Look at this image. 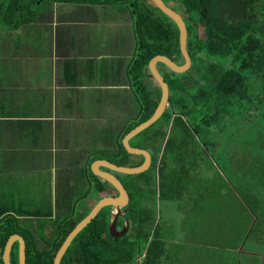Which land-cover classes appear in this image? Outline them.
Returning a JSON list of instances; mask_svg holds the SVG:
<instances>
[{"label": "crops", "instance_id": "crops-1", "mask_svg": "<svg viewBox=\"0 0 264 264\" xmlns=\"http://www.w3.org/2000/svg\"><path fill=\"white\" fill-rule=\"evenodd\" d=\"M73 9L74 6L64 9L66 19L49 21L43 18L21 30H7L6 27L0 30V45L5 51L0 64V229L6 225L3 218L11 214H16L22 224L30 221V225L37 213L49 217L62 215L58 216L59 221L75 210L87 215L100 199L117 194L114 188L109 194L90 191L87 164L95 153L116 151L121 130L140 111L127 68L136 47L132 20L130 17L126 20L131 30H93L97 21L89 22V16L83 20L81 13L72 15ZM107 9L98 11L97 20ZM74 16L82 21L74 20ZM101 31L103 36H97ZM30 34L33 40H29ZM47 34L49 38L46 39ZM99 39L101 45L105 44L100 49L101 52L106 49V59L100 60L93 55ZM253 95L255 92L240 91L230 102L233 106L241 105L239 101L243 98L250 101ZM260 95L261 103L250 101L245 111L231 110L227 118L234 120L230 125L228 122L224 127L214 122L208 125L206 120H199L196 142L188 146L182 144V159L172 157L168 165L171 169L182 164V197L162 199L158 196L159 199L176 201L179 211H188L187 218L194 209L202 208L201 201L231 204L238 193L251 196L246 186L236 187L232 179L244 182L257 175L264 180V130L254 128L260 127L258 121L264 120V93ZM235 99L238 101L233 102ZM226 125L231 126V134L224 140ZM101 141L116 150L105 149ZM143 150L150 153L152 162V150ZM221 172L229 176L223 177ZM216 184L221 186L216 187ZM26 190L28 193L35 191L42 211L25 207ZM89 197L94 199L90 202L92 206L86 205ZM249 199L246 205L253 215L264 212V204L253 208ZM232 205L234 207H227L207 225L211 230L204 244L196 236L197 230L194 232L196 242L207 245L194 249L187 248L185 239H178H191L192 232L182 225L179 227L182 233L175 226L177 233L173 236L161 221V208L165 206L160 202L150 204L153 220L154 210H159L150 240L158 232L155 237L165 244L160 261L157 259L150 264H235L238 245L248 238L255 219L248 212L238 210V204ZM166 206L169 208L168 204ZM203 214L198 216L199 220ZM167 217L171 220L170 213ZM128 225L127 232L130 221ZM125 226L127 220L122 230ZM130 240L135 242L139 238L132 235ZM184 244L183 252L174 251ZM144 258V254L137 258L139 264ZM243 259L240 258V263ZM256 264H264V252Z\"/></svg>", "mask_w": 264, "mask_h": 264}, {"label": "trees", "instance_id": "trees-1", "mask_svg": "<svg viewBox=\"0 0 264 264\" xmlns=\"http://www.w3.org/2000/svg\"><path fill=\"white\" fill-rule=\"evenodd\" d=\"M163 1L167 5L175 3L170 6L177 11L182 9L189 14L192 23H195L189 27V51L193 59V67L188 73L179 74L160 65L165 70L161 73L171 87L169 106L157 121L131 141L132 147L152 150L151 165L140 175L121 177L116 174L130 195V202L125 206L126 213L118 220V230L124 227L128 219L131 223L130 231L121 237H114L109 229L111 206L108 210L103 208L76 238L61 264H139L137 258L141 254L146 255L142 264H150L161 259L165 252V244L155 237L158 236V232H155L154 238L150 240L155 220L150 215L148 203L152 195L162 199L182 197L184 169L181 163H178L176 168L169 169L170 160L173 161L172 157L182 159V144L188 146L191 142H196L200 119L206 120L208 125L214 122L224 127L231 113L229 108L231 97L240 91L249 90L252 78L264 76V0H226L229 5L224 6L223 10L232 13L226 18L217 8L220 0ZM146 2V0L145 2L143 0H0V13H4L2 20L7 30H21L43 18L49 21L66 19L64 9L73 6L75 10L73 9L72 15L81 13L83 20L89 16V22L97 21V12L110 6L123 8L122 10H125L132 20L136 47L133 59L127 68L130 86L138 98L140 111L128 120L121 130L117 138L116 151L106 154L105 158L96 156L97 154L103 156L102 153H95L88 161L90 191L93 193L109 194L113 189L91 170V165L96 160L105 159L123 167H137L145 161L144 156L129 154L122 140L130 130L153 114L161 100L162 89L149 74V61L155 56L164 55L178 63L182 59L185 63L178 25L160 11L151 0H148L149 3ZM45 4L50 5L48 11L39 13ZM81 18L74 16L76 21H82ZM201 27L205 32L203 38L196 35ZM152 81L157 85L153 86ZM201 82L211 85L210 97L214 99V104L209 106L210 111L205 108L199 109V99L205 97L206 90ZM195 85L202 88L196 89L193 87ZM261 93L257 91L250 97L252 104L255 103L253 100L259 99L256 97H260ZM250 101L248 100V103ZM76 211L64 217L58 226L53 228L54 234L56 229V234L44 248L41 244L45 238L39 237L43 232L42 229L33 230L27 223L22 224L16 214L5 216L3 221L6 225L0 229V264H5L3 257L7 243L16 234L25 239L27 264H54L56 254L64 241L86 216L85 212ZM132 235L139 238L135 241L137 243L130 240ZM139 243L141 246H138ZM12 262L19 264L17 242L13 250Z\"/></svg>", "mask_w": 264, "mask_h": 264}, {"label": "rangeland", "instance_id": "rangeland-1", "mask_svg": "<svg viewBox=\"0 0 264 264\" xmlns=\"http://www.w3.org/2000/svg\"><path fill=\"white\" fill-rule=\"evenodd\" d=\"M148 2V0H146ZM143 2H145V0H143ZM146 2V3H147ZM149 3V2H148ZM173 4L175 5V3H171L170 5L173 6ZM49 4H45L41 7V9L39 10V13H45L46 11H48L49 9ZM179 8V7H178ZM123 9V8H122ZM120 7L118 6H110L108 7L107 11L103 14V15H98L99 18L97 20V23H95L92 27L93 30H117V29H122V30H131L130 26H128L126 24V20H129V15L122 10ZM181 10L182 14L185 13L182 9ZM38 13V14H39ZM98 14V12H97ZM3 17H4V13H0V30H5V26L3 23ZM202 26V25H201ZM61 28V27H60ZM47 30H49L47 28ZM198 37L203 38L205 36V32H204V28L201 27L200 31H198V33L196 34ZM195 35V38L197 37ZM97 36H103V31H101ZM46 39L49 38L48 34L45 36ZM29 40H33L34 37L31 36V34L29 35ZM101 39H99L98 45H96L94 47V52L93 55L95 58H100L101 59H106L107 58V52L106 49L105 51L101 52L100 47L104 46L105 44L101 45ZM5 51L4 49L1 47L0 45V64H2V56L4 55ZM97 59V60H98ZM95 59V61H97ZM184 60L180 59V63L183 64ZM165 71L163 68L161 69V72ZM153 86L157 85V83H155L154 81L152 82ZM201 85L203 87H205V97L200 98L199 99V103H200V107L199 109L203 110L208 109L210 111L211 108H209V106H212L214 104V99H211V94H212V89L210 83H206L205 82H201ZM194 88H202L201 86H193ZM249 91L252 92H257V91H261L264 93V76L261 77H254L251 79V88L249 89ZM259 98V97H256ZM238 101L237 99L233 100V102ZM263 100L262 99H255L253 100V102H257V103H261ZM212 102V103H211ZM242 104L240 105L239 103H237V105L233 106V104L231 103V106L229 107L231 110L233 111H240L242 109V111H245V105L246 103H248V99L243 98L241 101ZM205 105V106H204ZM252 106V105H251ZM243 107V108H241ZM206 110V113L207 111ZM25 111V110H24ZM205 113V112H204ZM205 116V115H204ZM234 119H229L227 118V122L229 123L228 125L232 124ZM256 121V119H254ZM226 122V123H227ZM259 122V126H254L255 130H264V120L263 121H258ZM229 134H231V126H227L226 125V132H224L223 137L224 140H226L229 136ZM222 138V137H221ZM220 138V139H221ZM102 142V141H101ZM102 145L105 149H109V150H116L114 149V146H107L104 142H102ZM224 151V150H223ZM103 156L101 155H96L102 158H105L107 155L102 153ZM99 160H105V159H99ZM97 161V160H96ZM81 165V164H80ZM213 169V167H212ZM264 171V168H263ZM119 176L124 177L125 174H119ZM221 175L224 177L229 176L228 174L226 175L224 172H221ZM229 179V178H227ZM232 182L235 184L236 187H245L246 192L251 193V196H246V194H242V193H238L235 197L234 200H232L231 204L229 203H225V202H212V203H207L204 204L202 201L200 202L202 208H198V209H194L192 211V215L190 217L185 218L186 213L188 212H181L178 209V204L176 201H165V200H161L159 199L157 196L152 195V198L150 199V202L148 203L153 204V203H157L160 202L165 206V209H162V216L161 217V221L163 223V225H165V227L169 230V232L173 233V236H175V234L177 233L176 230L173 228L175 226L178 227V230L180 229L182 232V225L185 226V229L189 232H192L191 239L187 238V237H181L178 239H185V244L188 243L187 248H196L199 249V246H203V247H207V245H200L198 242H196L195 236H194V232L197 230V234L196 236H198L200 238V240L202 239V244L203 241H205V236L206 234L211 230L210 228H207V225L210 223L211 220H213L215 217H217L219 215V213H224L226 211L227 207H234V205L232 204H238V210H243L248 212L251 217L253 219H255V224L253 225L250 234L248 236V238H244V242L242 245H238V257L236 255V263L235 264H256L257 262H259L261 256L263 255L264 252V212H260V214L255 213L253 215V212L250 210V208H248V205H246V203H248V199L250 204H252L254 207L253 208H260L262 206L261 201L264 200V180H262L259 176H255L253 180L249 179L246 180L244 182L238 181V180H234L232 179ZM220 184H216V187H220ZM114 192L116 193V191L114 190ZM26 194V195H25ZM35 191H28L26 190L24 192V197L23 199L27 200V203H24L26 208H35V209H39L41 210V206L39 205L36 201V197H35ZM38 200V199H37ZM92 201H94L93 198H88V200L86 201V205L87 206H92V204L90 203ZM14 202H16V205L18 203V195L15 196L14 198ZM169 205V208H167L166 205ZM82 206H79V208ZM252 208V207H251ZM252 208V209H253ZM109 206L104 207V210H108ZM237 210V211H238ZM42 211V210H41ZM88 211V210H87ZM155 211V221H158V216H159V210H154ZM204 211V212H203ZM78 212H80L78 210ZM44 213V212H42ZM168 213L171 214V220H169V218H166V214L168 215ZM204 213L205 214V218H204V214L201 220L198 219V216L200 214ZM58 216H62V215H56V214H51V216H46L43 214H36L35 217V221L34 223H31L30 225V221H27V225L28 226H32L31 228H33V230L38 229V230H43V232H41V234L39 235V237L41 238H45L43 239V243L41 244V247L44 248V246L47 245V242L52 241L55 234H56V229H55V234H54V227L58 226V224L60 223V221L58 220L59 217ZM185 218V219H184ZM172 226V227H171ZM197 226L199 228H197ZM29 228V227H27ZM30 229V228H29ZM119 230H122L121 228H119ZM183 233V232H182ZM170 237V235H169ZM171 238V237H170ZM195 240V241H194ZM185 244L181 247H179L178 249L174 248L175 252H183V249H185ZM177 248V246H175ZM193 249V250H194ZM192 250V251H193ZM185 251V250H184ZM74 255H76V253H74ZM73 255V256H74ZM240 258H245L243 260H241L240 263ZM174 262V261H172ZM197 264H202V263H197ZM206 264V263H205Z\"/></svg>", "mask_w": 264, "mask_h": 264}, {"label": "water", "instance_id": "water-1", "mask_svg": "<svg viewBox=\"0 0 264 264\" xmlns=\"http://www.w3.org/2000/svg\"><path fill=\"white\" fill-rule=\"evenodd\" d=\"M151 2L158 7L168 18H170L176 25H178L181 32V49L183 56L185 58V63H178L164 55H158L153 57L149 61V72L151 76L158 82L162 89V96L157 109L154 110L153 114L144 122L140 123L128 133L123 139V145L125 149L131 155L144 156L145 161L142 165L137 167H123L118 166L107 160H97L91 165V169L97 177L102 181L110 184L116 191V195L106 196L100 199L91 211L80 220L78 226L71 232L67 240L64 241L63 245L56 254L54 264H61L62 259L66 256L67 252L70 250L76 238L80 233L91 223V221L98 215V213L106 206H111V220H110V232L114 237L123 236L129 227V220L127 219V226L122 231L118 230V218L122 214L126 213L125 206L130 202V195L127 188L124 186L122 181L117 177L116 174L125 175H140L149 169L151 164V155L148 151L134 148L130 145V141L143 132L148 126L157 121L165 110H167L170 98H171V87L165 81L159 66L162 64L168 69L184 74L188 73L193 67V59L189 51V30L183 15L177 10L173 9L170 5H167L163 0H151ZM105 168L106 170H103ZM19 243V264H27V254H26V242L25 239L19 235H13L6 246L4 253L5 264H13L12 254L15 244Z\"/></svg>", "mask_w": 264, "mask_h": 264}, {"label": "flooded vegetation", "instance_id": "flooded-vegetation-1", "mask_svg": "<svg viewBox=\"0 0 264 264\" xmlns=\"http://www.w3.org/2000/svg\"><path fill=\"white\" fill-rule=\"evenodd\" d=\"M218 3L219 4L217 5V8L222 13L223 17H225V18L226 17H230L232 13H229L226 10H223L224 9L223 7L226 6V5H229V2L226 1V0L225 1L224 0H220ZM232 9L234 10V8H232ZM178 12H180L182 14L181 10L178 11ZM182 15H183V17L186 20V23H187V26H188V30H189V27H192L193 25H195V23H192V21L190 20L189 14L183 13ZM199 31H200V28H199ZM162 68H163L162 66L159 67L160 71H161Z\"/></svg>", "mask_w": 264, "mask_h": 264}]
</instances>
